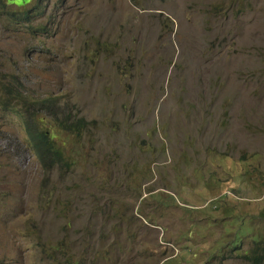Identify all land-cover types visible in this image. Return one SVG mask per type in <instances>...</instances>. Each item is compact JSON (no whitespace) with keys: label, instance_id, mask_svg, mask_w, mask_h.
I'll return each mask as SVG.
<instances>
[{"label":"rangeland","instance_id":"rangeland-1","mask_svg":"<svg viewBox=\"0 0 264 264\" xmlns=\"http://www.w3.org/2000/svg\"><path fill=\"white\" fill-rule=\"evenodd\" d=\"M10 1L0 264H249L264 240V0ZM62 114L87 122L78 155L44 171L27 129Z\"/></svg>","mask_w":264,"mask_h":264},{"label":"trees","instance_id":"trees-1","mask_svg":"<svg viewBox=\"0 0 264 264\" xmlns=\"http://www.w3.org/2000/svg\"><path fill=\"white\" fill-rule=\"evenodd\" d=\"M28 1L29 0H16L15 2L14 0L13 3L15 5L21 6L26 4ZM6 2L10 3L11 1L6 0ZM20 17L23 19H27L28 18L27 11H21ZM3 89L5 94L8 96V98H16L17 100H19V95L21 97V94L18 91L16 92L10 91V88H8L6 84H3ZM50 100H52V102L54 101L53 99ZM31 102H35V101H31ZM33 104L34 103H30L27 106L28 107L27 109H29ZM40 106L41 109L53 111V108L50 107L48 103H44L40 101ZM52 119L56 120L58 123L57 130H53L50 127L43 129H38L36 127L34 129L32 128L27 129V134L29 135L30 138L28 146L44 171L51 170L54 167V165L60 166L62 164V166H68V162H66L65 159H71L73 161L71 156H73L74 154L78 155V151L76 149L80 144L78 138L81 137V134L84 130V125H87V122L82 117L73 118L67 114H62L61 116L53 115L51 120ZM60 133L63 135V138L61 137ZM69 142H71V145L68 147V151H67L68 156L66 157L64 155V149L67 143ZM74 150L76 151L75 153L73 152ZM63 158L65 159L63 160ZM48 178L47 177L44 178L42 182L43 185L49 184L50 179ZM248 230H250V228ZM254 237H251L252 245L247 250H244L241 253V258L247 261V263L249 264H263L264 240L258 239V237L255 238ZM74 241H76L75 237L70 241V244ZM236 242L237 241L234 240L232 242V245L231 242L228 244L229 251L237 248ZM71 256L74 257L72 264H79L80 262L79 254L78 253L71 254Z\"/></svg>","mask_w":264,"mask_h":264}]
</instances>
